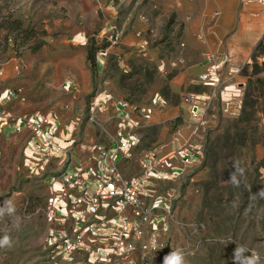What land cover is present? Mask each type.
Masks as SVG:
<instances>
[{"label": "rangeland", "instance_id": "1", "mask_svg": "<svg viewBox=\"0 0 264 264\" xmlns=\"http://www.w3.org/2000/svg\"><path fill=\"white\" fill-rule=\"evenodd\" d=\"M100 3L0 0V69L3 76L4 69L11 71L2 87L17 93L0 111L52 112L63 126H77L68 130L72 136L86 138L90 129L96 141L104 143L105 133L89 119L92 98L110 94L98 115L113 133L116 119L109 117L118 102L149 104L147 92L158 80L165 90L164 77L161 72L157 75L147 56L134 47L121 50L118 24L113 31L105 27ZM111 42L115 44L102 56V70L97 73L96 55ZM91 49L96 50L93 60L88 58ZM238 72L244 78L239 112H221L220 99L214 98L206 123L192 134V146L200 147L202 157L176 177L155 181L152 197L144 200L145 206L154 201L169 205L170 215L162 208L156 212L167 227L159 232L157 248L137 246L123 259L52 258L45 246L51 225L43 215L49 195L44 176L56 173L57 167L52 164L42 177L26 170L29 131L12 130L17 117L8 114L0 122V238L8 235L11 244L0 247V264H164L172 252L182 256L183 264H264V38ZM83 75L92 84L87 93L79 87ZM66 79L77 84V91L63 88ZM181 123V117L174 118L169 130L151 125L150 120L145 123L131 158L124 160L125 176L140 172L144 152L162 155L175 149L160 141L175 134Z\"/></svg>", "mask_w": 264, "mask_h": 264}, {"label": "built area", "instance_id": "2", "mask_svg": "<svg viewBox=\"0 0 264 264\" xmlns=\"http://www.w3.org/2000/svg\"><path fill=\"white\" fill-rule=\"evenodd\" d=\"M258 1L264 4V0ZM144 43L141 47H144ZM230 62L214 53L205 55V68L197 75V81L210 87L203 98L186 94L189 105L188 123L193 134L207 121L206 114L219 91L220 111L236 114L241 107V85L235 84L232 93L227 92L221 68ZM231 64L229 75L240 70ZM65 90L77 91L72 79L63 83ZM230 91V90H228ZM225 92V95L223 94ZM17 93L6 89L0 94V106L15 98ZM109 95L94 97L89 102V119L105 133L106 142L77 143L80 151H86V160L78 159L76 150L65 145L60 136V121L52 112H36L23 115L14 123L16 129L29 131L24 145L23 164L33 176H44L52 164L57 171L46 174L44 180L49 195L43 209L45 220L51 225L45 238V246L52 258L71 260L76 255L92 262L97 259H123L139 246L153 250L158 246L160 230H166V221L156 212L162 208L170 215L169 205L154 201L150 206L144 200L152 197L151 186L155 181L176 177L183 169L202 157V150L185 143L159 155L148 150L140 157L139 173L126 177L119 168L121 160L130 159L139 142L138 130L150 120L156 107L166 103L159 94L151 97L142 107L120 101L113 116L115 129L110 133L102 124L98 111ZM134 111L139 114L134 115ZM0 111V122L6 116ZM5 123V122H4Z\"/></svg>", "mask_w": 264, "mask_h": 264}, {"label": "crops", "instance_id": "3", "mask_svg": "<svg viewBox=\"0 0 264 264\" xmlns=\"http://www.w3.org/2000/svg\"><path fill=\"white\" fill-rule=\"evenodd\" d=\"M100 10L104 15L106 28L112 30L118 24V31L117 29L115 31L116 35H120L119 44L123 48L121 50L134 47L156 66L157 75L159 76L161 72L164 77L165 90H161L159 80L155 82V86L153 82L146 99L159 94L166 101L163 107H156L153 110L150 117L151 125H162L165 130H169L171 120L176 117L182 119L175 134L160 141L162 146L167 148L169 145L180 147L193 142V130L188 123L189 105L184 103V96L195 94L203 98L210 93V87L197 81V75L205 68V55L214 53L220 58L230 59V62L221 68V74L224 83L228 85L227 92L232 93L234 85H242L244 78L239 72L229 75L231 64L242 67L249 62L257 44L264 36V4L258 1L102 0ZM143 43L145 45L141 47ZM113 44L115 43L111 42L107 49L96 55L97 73L102 70V56L110 51ZM16 67L13 66L14 69ZM2 70L1 68L0 94L8 89L3 88L2 84L5 83V78L11 75L10 68L4 69L6 76L2 75ZM91 85L87 75L79 78V87L83 93L89 92ZM223 94L225 95V92ZM21 113L22 108L19 111L8 112L7 115L4 112L3 115L8 117L10 114L18 118L23 116ZM75 128L77 126L73 128L72 124L63 126L60 123L59 139L64 140L65 145H72L78 159L86 160L88 153L80 151L77 143L97 142L96 137L90 134V129H87L89 133L87 139L72 136L68 130ZM11 129L18 131L14 124ZM123 163L124 160L119 162V168L126 175Z\"/></svg>", "mask_w": 264, "mask_h": 264}, {"label": "clouds", "instance_id": "4", "mask_svg": "<svg viewBox=\"0 0 264 264\" xmlns=\"http://www.w3.org/2000/svg\"><path fill=\"white\" fill-rule=\"evenodd\" d=\"M10 244L11 240L8 235L0 238V247L9 246ZM164 264H183V258L178 252H172L165 257Z\"/></svg>", "mask_w": 264, "mask_h": 264}, {"label": "trees", "instance_id": "5", "mask_svg": "<svg viewBox=\"0 0 264 264\" xmlns=\"http://www.w3.org/2000/svg\"><path fill=\"white\" fill-rule=\"evenodd\" d=\"M263 38H264V36H263ZM262 42V40L257 44V46H256V48L260 45V43ZM255 48V49H256ZM96 53V50L95 49H91V50H89L88 51V58L90 59V60H93V56H94V54ZM252 57H254V51H253V54H252Z\"/></svg>", "mask_w": 264, "mask_h": 264}]
</instances>
